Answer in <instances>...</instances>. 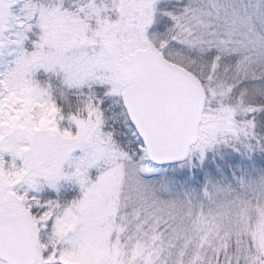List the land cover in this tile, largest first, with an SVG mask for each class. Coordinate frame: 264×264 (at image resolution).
<instances>
[{
    "label": "snow or ice",
    "instance_id": "obj_1",
    "mask_svg": "<svg viewBox=\"0 0 264 264\" xmlns=\"http://www.w3.org/2000/svg\"><path fill=\"white\" fill-rule=\"evenodd\" d=\"M0 264H264V0H0Z\"/></svg>",
    "mask_w": 264,
    "mask_h": 264
}]
</instances>
